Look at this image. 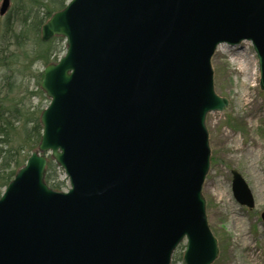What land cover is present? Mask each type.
<instances>
[{
    "label": "water",
    "instance_id": "water-1",
    "mask_svg": "<svg viewBox=\"0 0 264 264\" xmlns=\"http://www.w3.org/2000/svg\"><path fill=\"white\" fill-rule=\"evenodd\" d=\"M54 36L66 52L43 70L40 142L0 196V264H172L182 243L185 264H212L207 115L229 105L212 60L250 41L264 90V0H69L41 28ZM48 152L67 191L46 181Z\"/></svg>",
    "mask_w": 264,
    "mask_h": 264
},
{
    "label": "rangeland",
    "instance_id": "rangeland-1",
    "mask_svg": "<svg viewBox=\"0 0 264 264\" xmlns=\"http://www.w3.org/2000/svg\"><path fill=\"white\" fill-rule=\"evenodd\" d=\"M5 18L0 14V53L4 49L5 53L1 54L6 55L7 63L11 62L12 54L20 64L24 61V56H19L20 49L13 44L14 40L9 41V35L2 36ZM55 43L59 46L60 58L66 52V40L59 36ZM212 63L216 92L229 99V105L223 110L207 115L211 166L203 194L209 226L219 243V255L212 264H264V90L259 84L258 57L250 41L237 46L222 43ZM26 64L24 62V66ZM45 66L41 61H35L21 71L12 62L10 68L0 65V100L6 104L23 101L29 112L44 109L50 99L45 93L46 98L36 92L38 74ZM12 68L14 70H10ZM248 78V84L243 87ZM13 79H17L18 86L10 90L8 82ZM34 149L28 150L27 154ZM46 155L54 161L50 152ZM233 170H237L249 185L255 200L253 207L243 205L235 198ZM57 174L58 180L64 183L62 190L67 191L70 188L68 176L59 166ZM225 189L228 195H225ZM234 215L240 222H233ZM184 250L185 243H182L173 255L172 264H185Z\"/></svg>",
    "mask_w": 264,
    "mask_h": 264
},
{
    "label": "trees",
    "instance_id": "trees-1",
    "mask_svg": "<svg viewBox=\"0 0 264 264\" xmlns=\"http://www.w3.org/2000/svg\"><path fill=\"white\" fill-rule=\"evenodd\" d=\"M68 1L11 0L12 5L1 26L2 36L9 35V41L14 40L13 44L21 51L19 56H24V61L17 64L20 60L11 54L9 58H11L12 65H18L19 70L22 71L35 61H41L47 65L58 60L60 49L55 43L57 37L44 41L41 37V28L51 15L55 11L61 10ZM17 26H19V30H17ZM2 52L5 53V50L3 49ZM5 56L0 55V65L10 68L11 62L7 63ZM24 62H27L25 66ZM10 70H14V68ZM12 76H16V74ZM43 76V71H41L38 74L36 94L46 98L41 89ZM8 86L10 90H14L18 86L17 79L10 80ZM23 104V101L20 103L15 100L6 104L0 100V196L14 178L18 168L26 162L29 156L27 151L36 148L41 139L40 114L43 108L29 112ZM57 167L58 165L52 159L48 160L46 181L54 189L61 190L64 183L58 180Z\"/></svg>",
    "mask_w": 264,
    "mask_h": 264
},
{
    "label": "bare ground",
    "instance_id": "bare-ground-1",
    "mask_svg": "<svg viewBox=\"0 0 264 264\" xmlns=\"http://www.w3.org/2000/svg\"><path fill=\"white\" fill-rule=\"evenodd\" d=\"M249 80H250L249 78L246 79V81L244 82L243 87H246V85L248 84ZM224 193H225V195H228V191H227V189L224 190ZM233 222H240V219L237 218V216L234 215V216H233Z\"/></svg>",
    "mask_w": 264,
    "mask_h": 264
}]
</instances>
